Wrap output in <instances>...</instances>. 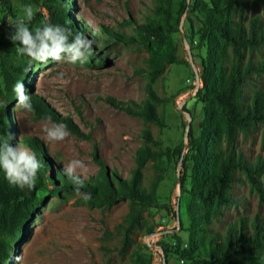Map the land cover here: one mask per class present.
<instances>
[{
  "label": "rangeland",
  "instance_id": "rangeland-1",
  "mask_svg": "<svg viewBox=\"0 0 264 264\" xmlns=\"http://www.w3.org/2000/svg\"><path fill=\"white\" fill-rule=\"evenodd\" d=\"M178 1H174L175 7ZM57 2L66 6L69 19L88 39L89 29L102 38L106 37L107 31L101 30L113 29L130 34L126 22L129 19L142 22L155 4L154 0ZM25 5H31L34 10V19L28 25L31 29L41 26L44 20L52 23L46 8L51 4L47 0H0V59L3 57L27 68L28 58L17 54L16 44L9 38L14 28L8 24V18L14 20L23 15ZM240 15L244 24L255 15L264 20V2H249ZM186 28L187 23L181 20L179 33L174 36L178 43V55L187 63L167 65L165 71L152 82L159 99L156 103L159 123L144 122L141 117L124 110L126 105L140 103L146 96L147 51L143 47L111 39L102 47L93 42L97 57L90 63L88 58L83 64L64 61L33 63L31 70L22 75L26 94L42 101L61 118V122L16 108V94L10 96L0 91V111L7 116L5 127L8 128L7 136L11 137L12 146L19 145L30 150L23 137H32L45 152L52 174L58 167L64 169L71 160H80L85 169H78L77 175L86 181L98 173V162L107 174L115 171L121 178H128L129 171L135 167V153L144 141V129L162 154L165 148H173L182 140L186 144L188 123L196 132L202 106L195 98L196 88L200 86L196 80L198 60L193 61L188 43L184 40ZM261 57L264 58V52ZM254 58H258L256 53ZM257 83L263 84L264 79L258 78ZM2 85L0 73V88ZM245 91L248 92V88ZM110 99L126 105H117ZM65 119L71 121L80 135L67 127L69 135L65 140L46 142L44 124L63 123ZM155 145L151 147L155 148ZM235 147L247 160L264 155L263 126L257 124L246 134H240ZM176 160L175 157L168 159L164 156L157 162L162 170V180L156 189L157 204L143 212L145 223L152 225L155 232L147 235L144 230L138 229L133 235L135 242L149 246L152 264H164L162 251L156 243L172 242L171 233H177L187 243L186 232L180 230V224L185 229L189 221L185 210L186 195H181L178 190L181 160L180 164ZM157 173L159 171L153 162L147 161L142 170V182L146 188ZM46 184L49 187L44 185L37 191L36 205L24 231L19 238L11 241L8 256L0 260V264H129L127 255L120 256L113 249L118 247L119 237L114 234L105 238V232L115 233V226L124 219L128 211L127 200L111 205H90L82 196L76 195L75 189L61 188L60 193L55 194L51 185ZM232 198L236 203L223 209L222 216L210 225L213 230L223 232L226 225L239 216L251 217L258 213L264 217V206L249 191L247 183H235ZM108 248L112 250L107 251ZM167 264L184 263L170 254Z\"/></svg>",
  "mask_w": 264,
  "mask_h": 264
},
{
  "label": "trees",
  "instance_id": "trees-1",
  "mask_svg": "<svg viewBox=\"0 0 264 264\" xmlns=\"http://www.w3.org/2000/svg\"><path fill=\"white\" fill-rule=\"evenodd\" d=\"M47 1L51 4L46 8L53 24L70 29L74 36L78 33L84 35L69 19L66 6L58 5L57 0ZM154 1L150 14H146L142 22L130 19L126 22L130 34L113 29L101 30L107 31L106 37L102 38L88 28L87 36L100 47L114 39L147 51L145 98L133 106L119 104L114 99L110 101L126 105L125 111L141 117L144 122L159 123L156 105L159 99L152 82L167 65L187 63L178 55L174 36L179 33L181 20L187 23L184 40L193 61L197 59L199 65L197 78L200 86L195 98L202 106L197 131L189 124L186 144L182 140L173 148H165L162 154L144 129V141L135 153V167L129 171V177L121 178L115 171L107 174L98 162V173L83 180L81 192L90 194L91 198L87 200L90 205H111L127 200L128 211L124 219L115 226V233L105 232V238L114 234L119 237L118 247L113 249L120 256L127 255L129 264H152L149 246L135 242L133 235L138 229L147 235L155 232L152 225L145 223L143 212L157 204L156 189L162 180L158 160L164 156L168 159L175 157L177 163L181 160L179 192L186 195L185 210L189 221L185 229L180 224V230L186 232L187 243L175 232L171 233L172 242L156 243L163 253L164 264L168 263L170 254L184 264H264V217L261 214L239 216L229 222L223 232L210 227L222 216L224 208L236 203L232 190L237 182L247 183L249 191L264 206V155L247 160L235 147L238 136L246 134L257 124H261L264 130V83H257L258 78L264 79V58L261 57L264 52V20L255 15L244 24L240 15L249 2L257 0H179L177 7L174 6L175 0ZM92 49L89 63L97 57L96 48L92 46ZM255 53L258 58H254ZM25 69V65L1 57L3 85L0 91L14 96L13 86L18 81L24 84L22 75ZM247 88L248 92L245 91ZM30 97L34 114L61 122L47 105L37 101L34 95ZM6 119L7 116L0 111V141L8 137ZM63 123L71 132L80 135L69 119ZM23 140L35 153L41 167L33 190L10 186L0 171V260L8 256L11 241L24 231L36 205L37 191L48 186L46 182L55 194H59L61 188L75 189L63 169L58 167L54 174L50 172L47 156L34 138L23 137ZM153 145L155 148L151 147ZM147 161H152L159 171L148 188L142 182V170Z\"/></svg>",
  "mask_w": 264,
  "mask_h": 264
},
{
  "label": "clouds",
  "instance_id": "clouds-1",
  "mask_svg": "<svg viewBox=\"0 0 264 264\" xmlns=\"http://www.w3.org/2000/svg\"><path fill=\"white\" fill-rule=\"evenodd\" d=\"M34 10L31 5H25L23 15L17 16L14 20L8 18V24L14 28V33L9 37L16 44L18 55L27 57V68L31 70L33 63L47 64L53 62H67L69 64L87 61L92 54L93 41L86 38L82 33L72 36L70 29L58 24H52L44 20L41 26L31 29L28 25L34 19ZM70 37H72L70 39ZM16 94V108L33 112L31 97L26 94L25 86L22 82H17L13 86ZM50 120V118H48ZM45 140L49 143L65 140L69 135L67 125L63 123H45L43 127ZM11 137L0 141V171H3L5 179L10 186L23 190H33L36 185L38 171L41 167L34 152L28 148L16 146L10 143ZM85 169V165L80 160H71L63 169L64 174L75 185V193L85 200L91 198L90 194L81 192L84 185L83 179L77 175V170Z\"/></svg>",
  "mask_w": 264,
  "mask_h": 264
},
{
  "label": "water",
  "instance_id": "water-1",
  "mask_svg": "<svg viewBox=\"0 0 264 264\" xmlns=\"http://www.w3.org/2000/svg\"><path fill=\"white\" fill-rule=\"evenodd\" d=\"M190 62L192 63V59H190ZM196 80H197V82H198V78L196 77ZM197 89V88H196ZM189 124L190 123H188V127H189ZM179 164H180V162H179ZM178 190L180 191V189H179V186H178ZM162 255H163V253H162ZM165 262V260H164V256H163V263Z\"/></svg>",
  "mask_w": 264,
  "mask_h": 264
}]
</instances>
